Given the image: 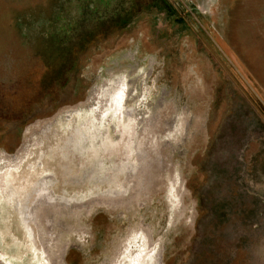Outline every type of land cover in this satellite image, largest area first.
Listing matches in <instances>:
<instances>
[{
    "label": "rangeland",
    "instance_id": "rangeland-1",
    "mask_svg": "<svg viewBox=\"0 0 264 264\" xmlns=\"http://www.w3.org/2000/svg\"><path fill=\"white\" fill-rule=\"evenodd\" d=\"M0 264H264V0H0Z\"/></svg>",
    "mask_w": 264,
    "mask_h": 264
},
{
    "label": "trees",
    "instance_id": "trees-1",
    "mask_svg": "<svg viewBox=\"0 0 264 264\" xmlns=\"http://www.w3.org/2000/svg\"><path fill=\"white\" fill-rule=\"evenodd\" d=\"M166 8L168 9L169 13H172V15H175V13H173V10L170 8V6L166 3ZM76 43H79V47H84V45L86 46V40L85 41H77ZM76 49V47L74 48Z\"/></svg>",
    "mask_w": 264,
    "mask_h": 264
},
{
    "label": "bare ground",
    "instance_id": "bare-ground-1",
    "mask_svg": "<svg viewBox=\"0 0 264 264\" xmlns=\"http://www.w3.org/2000/svg\"><path fill=\"white\" fill-rule=\"evenodd\" d=\"M139 77V76H138ZM131 92H132V90H131ZM131 92H130V94H131ZM127 109V108H126ZM126 109H125V111H126ZM130 110V109H129ZM124 114H126V113H124ZM129 115V114H128Z\"/></svg>",
    "mask_w": 264,
    "mask_h": 264
}]
</instances>
